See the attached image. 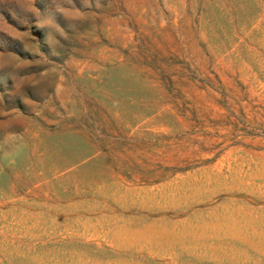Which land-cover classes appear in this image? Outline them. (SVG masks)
Masks as SVG:
<instances>
[{
    "label": "rangeland",
    "instance_id": "1",
    "mask_svg": "<svg viewBox=\"0 0 264 264\" xmlns=\"http://www.w3.org/2000/svg\"><path fill=\"white\" fill-rule=\"evenodd\" d=\"M0 264H264V0H0Z\"/></svg>",
    "mask_w": 264,
    "mask_h": 264
}]
</instances>
